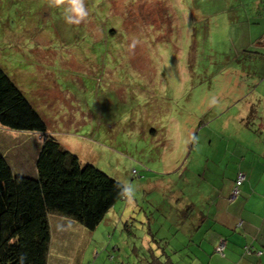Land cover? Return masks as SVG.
<instances>
[{"label":"rangeland","instance_id":"obj_1","mask_svg":"<svg viewBox=\"0 0 264 264\" xmlns=\"http://www.w3.org/2000/svg\"><path fill=\"white\" fill-rule=\"evenodd\" d=\"M260 2L84 0L69 25L68 0H0V68L46 134L126 190L95 231L49 216L47 264H145L142 238L180 193L206 212L213 188L264 153V56L246 24ZM44 141L0 126L18 174L36 173Z\"/></svg>","mask_w":264,"mask_h":264},{"label":"trees","instance_id":"obj_2","mask_svg":"<svg viewBox=\"0 0 264 264\" xmlns=\"http://www.w3.org/2000/svg\"><path fill=\"white\" fill-rule=\"evenodd\" d=\"M260 3L263 16L251 15L250 20L264 18V0ZM0 126L8 131L34 132L45 137L35 161L37 176L34 178L18 174L0 150V264H47L51 244L49 216L60 215L95 231L109 210L126 196L125 187L94 165H82L74 154L46 134L48 127L41 115L1 68ZM239 173L242 172L235 175L233 187ZM180 201L187 203L183 198ZM180 201L173 204V210L166 208L168 218L174 215V223ZM193 208V205L187 208L190 216L194 215ZM165 222L163 219L155 232L147 229L153 234L147 247L151 251L146 260L148 264H174L170 254L172 241L176 245L180 243L178 227L167 226ZM159 232L162 237H157ZM216 246L215 252L224 257L226 240L223 252H218ZM245 254L260 257L264 254V245L259 249L247 245Z\"/></svg>","mask_w":264,"mask_h":264},{"label":"crops","instance_id":"obj_3","mask_svg":"<svg viewBox=\"0 0 264 264\" xmlns=\"http://www.w3.org/2000/svg\"><path fill=\"white\" fill-rule=\"evenodd\" d=\"M261 6L259 3L260 15L263 13ZM246 24L250 46L255 47L256 52L264 56V19L249 20ZM239 170L247 177L243 194L234 201H231L229 196L235 179L233 174L230 184L223 182L213 188L215 200H211L206 212L199 207L195 199L187 201L184 191L182 195L179 194L178 200L183 198L187 203L180 201L181 208L176 222H173L175 217L172 213L171 218H168V213L165 212V224L178 227L177 238L180 243L177 242L176 245L174 240L172 241L173 251L170 254L174 264H264V254L260 257L245 254L247 245L253 246L254 249L264 245V153L255 152L241 163ZM35 176L37 173L31 177ZM206 203L207 201L203 202ZM192 205L194 215L190 216L187 208ZM157 237H162V234L159 232ZM224 239L226 249L225 256L222 257L215 252V246ZM149 241L150 238H145L142 247H148ZM145 264L148 262L145 261Z\"/></svg>","mask_w":264,"mask_h":264},{"label":"clouds","instance_id":"obj_4","mask_svg":"<svg viewBox=\"0 0 264 264\" xmlns=\"http://www.w3.org/2000/svg\"><path fill=\"white\" fill-rule=\"evenodd\" d=\"M88 15L84 0H68L64 8V19L69 25L78 24Z\"/></svg>","mask_w":264,"mask_h":264},{"label":"built area","instance_id":"obj_5","mask_svg":"<svg viewBox=\"0 0 264 264\" xmlns=\"http://www.w3.org/2000/svg\"><path fill=\"white\" fill-rule=\"evenodd\" d=\"M134 172H136V171H134ZM238 178H237V181H236V183H235V186L233 187V191H232V195L230 196V200L231 201H234V199L237 197V195L240 193V185L245 181V179H246V176H245V174H243V173H239L238 175ZM224 245H225V240H221L218 244H217V246H216V250L218 251V252H223V250H224ZM259 253H261V252H259Z\"/></svg>","mask_w":264,"mask_h":264},{"label":"water","instance_id":"obj_6","mask_svg":"<svg viewBox=\"0 0 264 264\" xmlns=\"http://www.w3.org/2000/svg\"><path fill=\"white\" fill-rule=\"evenodd\" d=\"M223 241V240H222Z\"/></svg>","mask_w":264,"mask_h":264}]
</instances>
